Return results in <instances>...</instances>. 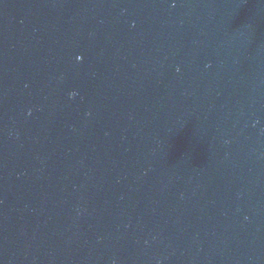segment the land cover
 Here are the masks:
<instances>
[{"label": "water", "instance_id": "obj_1", "mask_svg": "<svg viewBox=\"0 0 264 264\" xmlns=\"http://www.w3.org/2000/svg\"><path fill=\"white\" fill-rule=\"evenodd\" d=\"M0 264H264V0H0Z\"/></svg>", "mask_w": 264, "mask_h": 264}]
</instances>
